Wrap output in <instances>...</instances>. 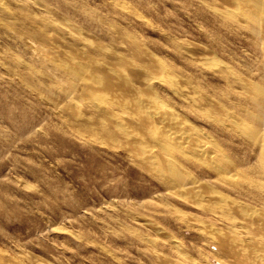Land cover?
<instances>
[{"label": "rangeland", "instance_id": "1", "mask_svg": "<svg viewBox=\"0 0 264 264\" xmlns=\"http://www.w3.org/2000/svg\"><path fill=\"white\" fill-rule=\"evenodd\" d=\"M243 4L0 0V264H240L218 247L224 221L201 205L226 193L219 161L169 151L180 185L162 157L138 158L135 140L154 148L132 119L138 97L172 112L190 144L254 164L228 123L251 122L247 85L264 87V36ZM91 61L101 79L72 78L71 65ZM92 99L107 114L84 106ZM114 114L122 130L108 125Z\"/></svg>", "mask_w": 264, "mask_h": 264}, {"label": "bare ground", "instance_id": "2", "mask_svg": "<svg viewBox=\"0 0 264 264\" xmlns=\"http://www.w3.org/2000/svg\"><path fill=\"white\" fill-rule=\"evenodd\" d=\"M242 2L244 4L241 11L245 15L247 21L258 34H262L264 36V21L261 15L264 11L262 0H242ZM133 46L138 55H145V51L143 53V50L140 51V48L138 49L137 46ZM91 62H89L90 64H87L89 68L86 64H84L86 67L71 65L68 69H70L73 74L72 78L75 79L76 77L82 78L88 76L93 82H97L101 79L104 74V72H101V66H99V63L96 64L95 61ZM64 75L66 77V73ZM137 75L139 74L137 73ZM66 78L69 79V77ZM119 79L121 83H118H120L122 88H128L126 75ZM104 83H106V86H109L111 83H115V81H112L109 78L104 79ZM112 84L108 87L109 89L111 88L110 90L114 88ZM114 86L115 89H120L121 87L119 84V88L115 84ZM144 86L146 90L149 91L152 87L151 79H147ZM247 86L251 92L250 100L255 110V114L251 116V122L229 121L228 123L234 128V131H236L241 140L248 146L249 149L247 150H250V155L252 159H254L253 165L244 166L243 160L239 159H237L236 163H232V161H230V159L225 156L223 152H215L213 148L210 149L205 142L200 141L196 143L195 141L194 144H190V140L187 139L188 137L190 138V136L185 135L187 133L184 132L183 127L180 128V124L177 125L176 117L172 112L159 108L160 106L158 108L152 107L154 109L156 108L155 110L147 109V106L145 107L138 97L135 98L136 105L134 104V107H136L137 117H134L132 120L137 123L139 128L141 127L140 129L145 127V129L151 134L150 138L152 140L154 150H149L146 146L138 143L135 139L134 140L136 142L134 149L138 158L140 157L141 161L146 162L150 167H153L152 164L154 162V157H162V159L165 160L167 167H164L161 164L160 167H164L165 169L167 168L170 172H174L175 179L172 180L180 185H185L184 180L186 181L187 179L184 174L177 172L175 167L172 165L173 163H171V160L168 158L169 151H176L184 154L188 153L194 156L206 155L210 159H217L219 162L215 166V170L220 183L225 188L224 191L226 193L216 191L206 192L202 198L203 201L208 202V204H205V206L203 204L201 205L206 213L216 215L220 220L224 221V225H222L225 227L226 231L224 237H221L222 239L220 240V243L218 241V247L223 254L228 257L231 256L237 263L264 264V87L254 84H248ZM128 91L130 90L128 89ZM98 102L92 99L85 103L84 106L91 108V110L95 112H101L102 115L107 114V107L99 105ZM125 103L127 104V101ZM134 107L132 105V108ZM107 122L108 125H113L119 130L125 128L124 124H126L123 115L121 116L116 114H114L111 120H108ZM157 122L163 124L164 126L174 128V131L170 132L169 130H165L163 127L156 125ZM192 131L194 130L192 129ZM186 139L190 145H187ZM160 167H157L156 170L162 172L164 169H161ZM166 181L169 183L171 182L170 180ZM182 189L187 191L186 194L189 192L192 193V190L195 189V185L191 184L190 187L188 185V187ZM228 192H231L236 197L229 196L227 194ZM171 242L173 243V241Z\"/></svg>", "mask_w": 264, "mask_h": 264}]
</instances>
